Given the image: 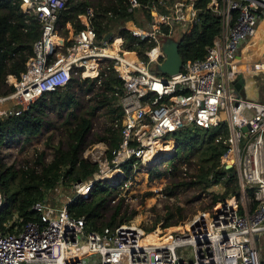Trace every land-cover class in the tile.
<instances>
[{
	"label": "built area",
	"instance_id": "1",
	"mask_svg": "<svg viewBox=\"0 0 264 264\" xmlns=\"http://www.w3.org/2000/svg\"><path fill=\"white\" fill-rule=\"evenodd\" d=\"M260 1L221 0L219 4L211 0L207 9L220 19L219 36L201 59L183 62L177 75L162 76L150 70L152 64L165 59L158 37H171L176 28L187 31L197 22L194 0L175 2L168 9L170 13L162 12L156 0L144 4L127 0L129 13L145 9L150 14V19L141 20V27L132 21V29L124 27L132 37L146 42L140 52L123 49L122 37L115 50L114 33L99 37L91 24L95 16L91 8L77 17L80 29L75 23H66L60 34L58 20L69 0H20V9L38 23L40 35L24 72L18 79H6L12 92L1 97L0 103L13 102L14 107L3 117L18 116L42 95L65 88L72 74L82 80L97 78L105 62L112 64L122 80L124 93L118 100L120 119L114 125L120 141L111 150V157L101 143L89 147L86 152L95 147L99 157L87 159L85 152L83 158L97 169L73 184L67 204L55 207L47 200L36 202L31 207L34 220L22 225L20 220L4 224L0 264H261L258 243L264 235V102L232 95L241 45L257 32L255 7ZM221 125L228 134L219 165L225 171L227 167L236 170L241 201L252 202L249 209L244 206L243 213L239 212L237 196H229L213 213H198L185 227H175L164 237L158 233L156 241L148 239L153 232L147 233L131 222L95 231L83 217L69 213L68 204L76 198L88 201L95 184L105 182V171L118 170L116 182L125 177L121 166L126 163L131 162L133 170H148L161 163L163 146L170 144L174 151L176 134ZM226 174L218 183L210 176V187L225 189L221 184L231 175ZM128 185L125 183V188ZM10 228L12 231L6 230Z\"/></svg>",
	"mask_w": 264,
	"mask_h": 264
},
{
	"label": "trees",
	"instance_id": "2",
	"mask_svg": "<svg viewBox=\"0 0 264 264\" xmlns=\"http://www.w3.org/2000/svg\"><path fill=\"white\" fill-rule=\"evenodd\" d=\"M136 1L144 4L154 0ZM19 2L20 0H0V98L12 92L6 79L8 76L18 79L24 72L26 62L33 55V44L40 35L38 23L33 17L22 12ZM217 2L220 4L221 0H217ZM210 3L211 0H194V8L198 11L197 22L191 25L187 31H183L178 47V54L183 62L201 59L205 55V49L211 46L220 34V19L210 9H207V5ZM86 8H91L89 2L69 0L66 10L59 17L58 27L64 28L66 23H75V27L80 29L77 17L83 14ZM127 9V0H110L105 6L96 10L92 9L95 16L91 20V24L99 37L108 34L113 28L118 29L119 35L124 41L123 47L129 51L140 52L146 46V42L132 37L123 26L124 23L133 21L137 27H141V20L150 19V14L145 9H136L132 13H129ZM234 17L236 18V13ZM95 84H98L100 90L96 93L95 103L85 111L76 113L78 99L73 88L84 85L85 92L90 93ZM123 93L122 80L113 71L112 64L105 62L100 68L97 78L82 80L78 75L72 74L71 81L65 88L42 95L20 115L0 117L1 148L9 139L23 137V142L28 144L32 139L37 138L41 134L45 111L48 108L66 113L63 121L65 140L53 147L54 155L50 163L44 164L42 155L39 154L34 161V167L26 165L16 170L13 166L3 164L0 158V194L2 197L0 231H5L4 224L14 220H20V225L34 220L36 215L31 210L34 203L48 200L49 193L58 186L63 191L72 189L74 183L85 179L96 171L97 166L86 161L83 155L88 149L87 146L92 143L87 140L92 129V120L102 108H108L109 114H113L110 118L112 126L106 129L107 136H102L99 139L102 142L109 139L105 145L108 149L107 154L111 157V150L116 149L120 141L114 125L120 119L118 100ZM227 134L225 125L211 130L186 129L176 134L174 136L175 151L171 158L190 155L196 160L198 171L190 176L189 180L173 184L172 189L201 187L206 190L212 183L210 176L214 183H218L224 178L227 174L223 168H220L219 162L226 152L224 140ZM47 142L49 146V138ZM62 143H64V147ZM131 164L129 162L121 166L125 180L132 177ZM158 165L160 163L155 164L147 171L150 180L159 179L164 175ZM172 168L176 169V166L174 165ZM139 175L140 177L144 176V174ZM233 180L235 177L231 175L227 178L224 192L219 196H214L213 203L229 196H238V187L231 188L230 183ZM67 181H69V186L65 185ZM117 186L118 183L107 181L95 184L88 201L76 198L68 204L69 213L76 217H83L87 226L95 231L105 227L116 228L136 214L134 210L129 215L120 214L122 208L118 202L107 220L104 219L102 209L107 203L108 197L115 194ZM150 195L151 193H146L144 196ZM239 212L243 213L240 206ZM163 225L164 228H167L172 223L166 220ZM6 230L12 231V228ZM151 231L152 229L147 233ZM157 233L158 231H154L148 239L156 241Z\"/></svg>",
	"mask_w": 264,
	"mask_h": 264
},
{
	"label": "rangeland",
	"instance_id": "3",
	"mask_svg": "<svg viewBox=\"0 0 264 264\" xmlns=\"http://www.w3.org/2000/svg\"><path fill=\"white\" fill-rule=\"evenodd\" d=\"M80 1L89 2L91 8L96 10L108 4L110 0ZM156 2L157 7L162 12L170 13L168 9L172 8L175 2L186 3V0H156ZM123 27L131 29L132 25L130 22L124 23ZM257 28L258 25L256 26V29ZM58 32L63 34L64 28L59 27ZM109 33H114L116 37L118 36V38H121L116 28H113ZM159 40L162 44L167 42L165 37H159ZM248 41L249 39L246 40V42ZM123 49L126 48L123 47ZM158 65H160V63L152 64L150 70L154 74L160 75V68ZM84 89V85L73 88V92L78 99L76 113L83 112L92 106L96 101V93L100 91L98 84L94 85L90 93H86ZM242 92L243 91H241V95L243 94ZM13 107V102H1L0 117H3V113L7 110H11ZM108 110V108H102L95 114L92 120V129L87 137L88 142L92 143L88 145L87 148H92V146L97 143H101L102 141H99L100 137L107 136L106 129L112 126L110 118L113 115L109 114ZM65 115V112H58L55 109L48 108L45 111L41 134L37 138L32 139L28 144L23 142V137L9 139L8 142L0 148V158L3 164L6 166H13L16 170L26 165L34 167V161L39 154L42 155V162L44 164L50 163L54 155L53 147L65 140L63 127ZM241 130L244 132V129ZM48 138L50 139L49 146L47 145ZM108 142L109 139H106V142L101 143L104 150L107 148L105 144ZM62 146L64 147V143H62ZM94 148L95 147H93V149ZM93 149H89L86 152L85 155L88 157L87 159H93V155L99 157L100 154ZM174 165L176 169L172 168ZM158 166H160L159 169H161L164 174L159 179L150 180L147 174L148 170L136 168L133 170L130 179L125 180V177H123L122 180L114 182L118 183V186L115 194L113 193L108 197V201L102 209V216H104V219L107 220L110 212L119 202L122 208L120 214L129 215L133 210L136 212L131 219L124 222H131L135 225H139L144 228L146 232L150 229H152L151 232L158 231L159 236L164 237L169 234L170 230H174L175 227H185L188 225L198 213H213L215 208L218 207L217 204L221 203L220 201L213 203V197L219 196L224 192L223 186L209 187L206 190H203L201 187L172 189L173 184L189 180L190 176L197 173L198 165L196 160L190 155H183L179 158H169L162 161ZM169 168L173 169L171 173L167 171ZM139 174H144V176L140 177ZM230 174L232 177L236 178V170H233ZM68 182L69 181L65 183L66 186L70 185ZM125 183H130V185L125 188ZM223 183L227 185V179H225L221 185H223ZM230 184L231 188L234 189V187L237 186L236 179ZM68 191H63V189L58 186L49 193L47 203L55 207H61L67 204V198L72 196L73 189H68ZM146 193H151V195L145 197L144 195ZM226 199H229V197ZM237 200L238 207L240 206L242 209H244V206L246 209L252 206V202L249 200H246V202L241 201L240 193H238ZM166 220H169L172 225L164 228L163 224L166 223ZM258 249L261 257V264H264V235L260 237Z\"/></svg>",
	"mask_w": 264,
	"mask_h": 264
},
{
	"label": "water",
	"instance_id": "4",
	"mask_svg": "<svg viewBox=\"0 0 264 264\" xmlns=\"http://www.w3.org/2000/svg\"><path fill=\"white\" fill-rule=\"evenodd\" d=\"M255 12L259 14V16L264 20V0H261L258 5L255 7ZM155 15V13H153ZM183 36V31L176 28L173 35L171 37H165L167 39V42L162 44L159 40L160 47L162 51L165 54V59L163 62L160 63L159 68H160V75L162 76H174L177 75L181 69L182 66V59L178 54V47L179 43L182 39ZM109 37V35L106 36V38ZM240 75L239 73L236 74V77L232 80V95L236 97H241V88L243 86L242 79L239 78ZM245 131V129H244ZM175 151V147H174ZM173 151V152H174ZM172 155H166L163 156L162 159L160 160L161 162L164 160H167L171 158ZM153 166V165H152ZM150 166L149 169L152 167ZM148 169V170H149ZM227 173L232 172L231 167H227L226 169ZM257 239V238H256Z\"/></svg>",
	"mask_w": 264,
	"mask_h": 264
},
{
	"label": "crops",
	"instance_id": "5",
	"mask_svg": "<svg viewBox=\"0 0 264 264\" xmlns=\"http://www.w3.org/2000/svg\"><path fill=\"white\" fill-rule=\"evenodd\" d=\"M258 21V34L256 37L250 38L248 42L245 41V44L244 42L242 43L235 69L237 65L241 63L240 59L243 58V54L245 55L246 53L260 51L261 47H264V28L260 26V23L261 21H263V19L259 16ZM116 38L118 39V36ZM244 62L246 64H258L264 62V54H262V56L247 57ZM259 66H261L260 68H257L259 72L257 74L251 73V75L249 76L250 80H252V88L249 94L247 92V81L244 77V74L236 70L240 75L239 78L242 79L243 82V86L241 88L243 94L241 97L245 100L264 102V72H261L262 70H264V64H260Z\"/></svg>",
	"mask_w": 264,
	"mask_h": 264
},
{
	"label": "bare ground",
	"instance_id": "6",
	"mask_svg": "<svg viewBox=\"0 0 264 264\" xmlns=\"http://www.w3.org/2000/svg\"><path fill=\"white\" fill-rule=\"evenodd\" d=\"M260 26L262 28H264V20L261 21ZM258 32H256L255 37L257 36ZM121 43V39L120 38H116L115 40V44H114V48L115 50H118V46ZM262 54H264V47H261L260 51H256V52H252V53H246L245 55L243 54V58H241V63L237 65L236 70L238 72H242L244 74V77L247 81V92L248 94L251 92V88H252V80H250V75L251 73H255L257 74L259 71L257 70V68L261 67L259 66L260 64H264V62L258 63V64H246L244 61L246 60L247 57H253V56H262ZM134 55H129L130 58H134ZM261 72H264V70H262ZM5 107V106H4ZM4 110V109H2ZM161 152V156H166L167 154H171L173 152V146H171L170 144H168L166 147H162V149L160 150ZM231 162V161H229ZM118 170H107L104 172L103 174V180L109 183H114L116 180V176H117ZM231 206L233 204V202H228Z\"/></svg>",
	"mask_w": 264,
	"mask_h": 264
}]
</instances>
